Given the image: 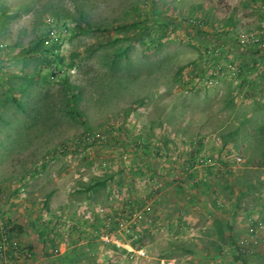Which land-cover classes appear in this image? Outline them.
Listing matches in <instances>:
<instances>
[{
  "label": "rangeland",
  "instance_id": "1",
  "mask_svg": "<svg viewBox=\"0 0 264 264\" xmlns=\"http://www.w3.org/2000/svg\"><path fill=\"white\" fill-rule=\"evenodd\" d=\"M0 40V264H264V0H0Z\"/></svg>",
  "mask_w": 264,
  "mask_h": 264
},
{
  "label": "trees",
  "instance_id": "2",
  "mask_svg": "<svg viewBox=\"0 0 264 264\" xmlns=\"http://www.w3.org/2000/svg\"><path fill=\"white\" fill-rule=\"evenodd\" d=\"M20 16V14L19 13H12V14H6L5 15V17H4V19H3V21L4 22H8V21H10V20H12V19H16V18H18ZM0 59H1V57H0ZM102 185H104V183H102ZM90 189V188H89ZM93 191H95L96 190V187H95V185H93V187L91 188ZM226 229H228L231 233H230V235L228 236L229 237V239L232 241V244H234V246L235 247H237L238 248V244H237V241H236V239H235V235L233 234V229H234V227H233V225H232V223H231V221L230 220H228V221H226L225 223H224V225L222 224V223H220V225H219V233H218V236L221 238V239H224V238H226L227 237V235H226ZM241 254H243V253H241ZM243 257H242V255L240 256H238V255H234V259L236 260V261H241V260H243L242 259Z\"/></svg>",
  "mask_w": 264,
  "mask_h": 264
},
{
  "label": "built area",
  "instance_id": "3",
  "mask_svg": "<svg viewBox=\"0 0 264 264\" xmlns=\"http://www.w3.org/2000/svg\"><path fill=\"white\" fill-rule=\"evenodd\" d=\"M8 51H9V49H8L7 44L5 42H3V41L0 40V57H1V59L4 58V56H6L9 53ZM1 59H0V61H1ZM1 71H3L2 64H0V72ZM100 135L101 134L96 133L94 136L98 138V137H101ZM95 137H93V138H95ZM87 138L89 140L91 139L90 136H88ZM75 144H77V143H75ZM239 160H241V158H239Z\"/></svg>",
  "mask_w": 264,
  "mask_h": 264
}]
</instances>
